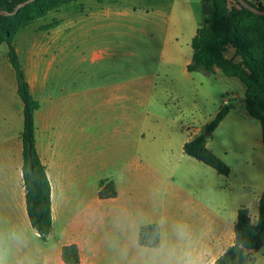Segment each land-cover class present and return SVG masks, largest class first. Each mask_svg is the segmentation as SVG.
<instances>
[{"label": "crops", "instance_id": "1", "mask_svg": "<svg viewBox=\"0 0 264 264\" xmlns=\"http://www.w3.org/2000/svg\"><path fill=\"white\" fill-rule=\"evenodd\" d=\"M47 39L35 37L27 49H16L41 104L36 145L51 183L53 230L43 240L27 212L23 102L8 64L3 66L7 72L0 71V264H66L63 247L72 244L79 248V264H164L170 251L190 253L207 264L213 249L225 246L224 253L233 245L241 208H248L257 223L264 144L261 124L246 106L238 110L229 100L234 108L208 138V148L230 166L229 176L184 151L227 101H213L207 114L196 113L189 97L202 81L199 72L187 69L192 58L182 69L167 68L163 81L133 80L129 66H109L107 81L85 89L82 67L49 60ZM212 76L236 79L219 69ZM149 90L171 94L176 102V113L163 123L148 121L147 112L163 105ZM232 98L245 103L242 93ZM103 181L114 183L115 197L100 196ZM151 224L160 227L157 248L139 243L140 229Z\"/></svg>", "mask_w": 264, "mask_h": 264}, {"label": "rangeland", "instance_id": "2", "mask_svg": "<svg viewBox=\"0 0 264 264\" xmlns=\"http://www.w3.org/2000/svg\"><path fill=\"white\" fill-rule=\"evenodd\" d=\"M220 1L77 0L24 27L22 22L26 16L12 19V26L17 31L14 43L22 51L32 44L35 37H48L51 46L49 60L55 66L82 67L85 89L93 83L107 81L109 74L106 69L109 66H129L133 80L148 77L151 81H163L167 68L182 69L187 59L192 58V39L199 27L211 26L212 22L207 24L204 19L210 17L212 21ZM261 1L252 0L253 3ZM228 2L236 4L233 0ZM54 19L60 20L57 27L49 31L40 30L41 26ZM247 26L249 29L259 27L264 30V20L250 19ZM227 56L236 61L240 59L233 47L228 48ZM8 64V46L1 40L0 71L7 72L3 66ZM197 74L202 82L197 84L195 92L189 97V103L195 104L196 113L205 111L207 114V108L212 106L213 101L221 104L223 98L227 100L225 106L230 100L238 110L245 109L243 101L232 98V93H242V98L245 95L240 88L244 86L246 91V85L240 79L225 82L226 79H215L212 74ZM149 94L158 102H163L158 110L155 108L157 111L147 112L149 123H163L167 114L176 113V102L171 99V94L166 96L156 90H149ZM164 98L169 101L166 103ZM236 145L240 150L245 146L243 143ZM234 177L239 178L240 173L236 171ZM224 249L225 246L213 249L207 264L219 257ZM263 255L264 250L254 254L251 264H260Z\"/></svg>", "mask_w": 264, "mask_h": 264}, {"label": "trees", "instance_id": "3", "mask_svg": "<svg viewBox=\"0 0 264 264\" xmlns=\"http://www.w3.org/2000/svg\"><path fill=\"white\" fill-rule=\"evenodd\" d=\"M26 0H0V10L13 11ZM77 0H37L22 8L15 16H0V41L8 46V59L12 65L18 85V93L23 102L24 125L21 133L23 143V181L26 189L27 212L32 227L43 240L52 233V198L51 183L46 166L42 162L36 145L35 115L41 104L31 92V86L21 63L19 53L14 43L17 33L12 26V19L25 18L23 27L36 19L43 18L53 10ZM208 2L209 0H204ZM230 5L228 0H221L215 9L211 26L200 27L192 39V60L188 64L189 72L214 74L218 69L229 78H238L246 85L245 106L247 113L258 120L262 127L264 144V30L259 27L247 26L250 19L264 20L250 10L242 7L236 0ZM253 6L264 10V0L253 3ZM60 24L54 19L40 27L41 31H49ZM233 47L240 59L227 56V50ZM233 105L223 106L216 117L208 123L203 133L196 135L184 145L187 155L197 159L216 170L220 175L229 176L230 166L208 148V138L217 129ZM117 194L111 181H103L100 185V196L113 198ZM160 227L158 224L143 226L140 229L139 243L149 248L160 245ZM264 247V192L260 199L259 217L256 224L252 222L248 208H241L235 225L233 245L213 264H250L253 254ZM63 260L66 264H79L80 251L77 245L63 247Z\"/></svg>", "mask_w": 264, "mask_h": 264}, {"label": "water", "instance_id": "4", "mask_svg": "<svg viewBox=\"0 0 264 264\" xmlns=\"http://www.w3.org/2000/svg\"><path fill=\"white\" fill-rule=\"evenodd\" d=\"M37 0H26L20 4H18L13 11L9 12L7 10H0V16H6V17H11V16H15L19 13V11L34 3ZM242 7L250 10L251 12H253L254 14L258 15V16H263L264 17V10L257 8L255 6H253L252 4H250L248 1L246 0H236Z\"/></svg>", "mask_w": 264, "mask_h": 264}, {"label": "clouds", "instance_id": "5", "mask_svg": "<svg viewBox=\"0 0 264 264\" xmlns=\"http://www.w3.org/2000/svg\"><path fill=\"white\" fill-rule=\"evenodd\" d=\"M164 264H200V262L190 253L177 256L175 252L170 251L164 257Z\"/></svg>", "mask_w": 264, "mask_h": 264}]
</instances>
